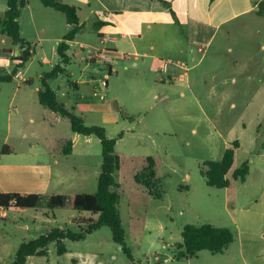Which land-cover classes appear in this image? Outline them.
<instances>
[{
	"label": "rangeland",
	"instance_id": "rangeland-1",
	"mask_svg": "<svg viewBox=\"0 0 264 264\" xmlns=\"http://www.w3.org/2000/svg\"><path fill=\"white\" fill-rule=\"evenodd\" d=\"M5 10L6 0H0V17ZM47 14L53 26L45 33L38 32L35 24L42 23ZM32 16L37 20L35 24ZM19 20L20 36L31 44L37 56L25 68L15 69L22 50L12 46L10 39L0 33V78L12 77L10 82H0V191L12 176L19 182L21 176L30 172L29 167L36 163L35 154L42 149L40 144L35 146L36 142L48 137L45 140L51 141L53 147L71 134L65 118L51 128L40 127L42 111H50L38 105L36 99L42 75L51 71V65L58 64L55 48L66 33L64 15L45 9L40 0H27ZM255 29V25L238 28L230 41V48L237 52L225 54L224 58L218 56L221 42L202 53L195 49L194 63L201 60L198 69L203 71L201 74L216 77L213 83L196 85L193 95L192 84V91L186 90L185 85L168 82L163 88L152 87L148 78L157 80L158 76L153 69L152 72L143 66L140 59L136 61L137 67H132V61L111 60V74L104 62L86 61L99 42L91 24H85L83 31L91 48L72 44L67 52L70 58L67 73H72L70 80L80 82L78 87H69L66 75H59L50 85L68 109L73 106L76 115L83 113L87 117L83 123L104 126L107 137L116 139L119 168L114 173L117 187L112 190L119 194L120 222L131 258L113 242L110 230L102 227L82 241L64 240V255H58L52 243L47 247L46 256L29 257L25 264H264V71L259 67L264 65V37L257 36ZM42 57L52 64H42ZM237 58L241 65L248 63L246 72L233 67ZM15 70L20 72L19 77L17 73L14 75ZM193 74L190 72V76ZM107 79L108 90L94 96L100 82ZM100 95L104 100L99 99ZM152 95L157 98L153 99ZM115 99L121 104L120 113L124 112L135 122L120 115L115 126L87 115L89 106L115 105ZM131 126L133 131L127 130ZM119 133L123 134L122 139L118 138ZM91 138L84 149L83 137H80L75 152L80 154L86 150L93 169L97 165L100 171L101 146L97 138ZM234 141L239 148L226 175L229 186L220 190L207 186L200 175L201 169H205L204 163L220 161L224 150ZM5 147L8 153H3ZM147 156L157 161L155 174L163 191L159 200L150 198L144 187L134 182V175L144 167ZM243 162L249 167L244 183L231 178L233 170ZM95 192L94 180L82 185L53 186L49 190V193L65 195ZM2 211L6 213L5 218L1 217ZM76 215L68 205L54 211L0 209V264H11L21 243L53 229L79 232L82 228ZM204 224L229 229L233 243L221 254L200 251L194 257L178 258L181 249L177 246L182 243L183 227Z\"/></svg>",
	"mask_w": 264,
	"mask_h": 264
},
{
	"label": "crops",
	"instance_id": "crops-1",
	"mask_svg": "<svg viewBox=\"0 0 264 264\" xmlns=\"http://www.w3.org/2000/svg\"><path fill=\"white\" fill-rule=\"evenodd\" d=\"M60 1L66 5L75 7L78 17V25L80 27V30L75 35L74 39L67 42L68 51L72 44H78V46L83 49L88 47L91 48V45L86 42L87 36L83 31L85 24L89 22L97 37L99 47H95L94 53L90 54L88 58L85 59L86 61H89L90 63H95L97 61L104 62L105 65L107 64L108 66V73L111 74V60L120 61L122 63L132 61V67H137L136 61L140 59L143 66L149 67L150 70L153 69L156 76H158L157 80H154V78H148V81H151L152 87L155 85V87L159 86L160 88H163L166 87L165 82H168L185 85L186 90L192 91V84L193 95L195 93L196 85L197 87H202L207 82L212 81L213 83L216 77L215 75L205 76V74H201L203 71L198 70L201 60L194 63L193 54L195 49L197 50V53H202L206 50L209 51L213 46H217L218 42H221L219 43V46H221L223 52L220 50L218 53L219 57L222 56L224 58L225 54L230 55L231 53H236L237 51L234 52V50L230 48V41L235 36L234 32L240 27L248 28V26L251 25L256 26L255 33L257 36L261 38L264 37V15H257V5L264 0ZM163 2L167 3L170 8L166 7ZM45 9L51 10L52 8ZM170 10H172L174 16L171 14ZM47 15L48 17H46L42 23H37V25L35 24L37 20H35L33 16L31 17V21L35 24L38 32L45 33V30H50V27L53 26L51 24V16H54V14L51 15L50 13L51 16L49 14ZM249 15L253 16L250 17ZM19 19L20 16L18 18V23L21 32ZM65 23V30L67 33L71 27L67 24L66 20ZM39 29L41 31H39ZM62 38L60 39V42ZM24 41L26 42V40ZM28 44L31 52L30 61L37 55L35 50L32 49L31 44ZM215 53L216 52H214V55ZM146 59L149 61L146 62ZM40 60L42 64H52L51 61L47 60L45 57H42ZM189 61H191L190 65H188ZM239 61H241L239 58L234 60L233 67L239 69V71L246 72V65L248 63L246 64L245 61V63H242L243 65H241ZM58 64H60L59 57ZM58 64L51 65L50 69L52 70L53 67ZM60 66L65 70V73L61 75H66L68 77L67 80H69V87L76 89L80 82L70 80L69 78L72 76V73H67L66 65ZM163 66H165V72L161 71ZM259 67L264 71V65H259ZM190 72H194L193 77L190 76ZM161 75H164L166 78H163ZM58 76L55 79L48 81V85L55 92L56 98L58 102H60L57 92L50 85L51 81L56 80ZM115 77L117 78V76ZM233 80L234 78H232V81ZM104 81L106 82L105 90H108L109 80L107 79ZM156 81L160 84H157ZM213 86L214 84L212 87ZM40 88L36 89V91L38 92ZM149 92H152V90H149ZM181 96L184 97V94L181 93ZM63 97L65 96L62 95V98ZM152 98L156 99L157 97L156 95H152ZM163 98H166V96ZM114 102L116 103L115 105L113 103L93 104L87 108L86 113L89 116H96L106 123H113L115 126H118L119 124L120 115L122 119L125 118L130 122H135L132 117H128L124 112L121 111L120 113L121 104L118 102V99H115ZM60 103H62L67 110L74 114L76 113L75 107L70 106L68 109V105L63 102ZM38 105L40 104L38 103ZM231 106H233L232 102ZM77 116L80 117L83 122H85V119L87 118L83 113H79ZM61 119L62 117L58 114L51 111L47 113L43 110L41 118L39 119L40 127L47 129L50 126L51 128L52 125L60 123ZM30 121L33 120L30 119ZM102 128L105 129L104 126ZM127 130L133 131V126L129 127ZM119 134H121V137L118 138L122 139L123 134ZM80 137H83L82 144L83 148L86 149V145L91 143V137L93 136H81L72 131L67 139H60V141L56 143V146H53L54 148L51 147V141L45 140L48 139V137H45L43 142H36L35 146H39L40 144L42 149L39 151L38 155L32 150V154H35L36 157V163L29 167L31 169L30 172L21 176L22 179L20 178L19 182L17 181V177L12 176L9 179L7 186H5V189H2L3 191H0V193H18L21 195L41 194L52 196L61 194L49 193L50 188L53 186L67 187L76 185V183L82 185V182H87L89 180H94L97 185V179L100 175L98 166L95 165L93 169L90 159L91 156L86 150L80 154H76L75 152V147ZM67 142L71 143V150L69 154H63V146H65ZM61 156L63 158H61ZM147 157H144V165ZM152 158L155 160L157 171V161L154 157ZM93 189L94 188L92 187L91 190ZM73 194L78 193H72L71 195ZM71 195L65 196L70 198Z\"/></svg>",
	"mask_w": 264,
	"mask_h": 264
},
{
	"label": "trees",
	"instance_id": "trees-1",
	"mask_svg": "<svg viewBox=\"0 0 264 264\" xmlns=\"http://www.w3.org/2000/svg\"><path fill=\"white\" fill-rule=\"evenodd\" d=\"M45 8H52L65 16L67 24L71 29L64 35L56 49L57 56L60 58V64L53 67L51 72L44 73L41 80V88L37 92L38 103L69 121L70 129L73 133L81 136H94L98 139L101 148V168L97 179L96 192L93 194H73L70 198L63 194L59 195H41L18 193H0V209H43L50 211L69 206L71 212L77 215L76 221L79 232L71 230L53 229L47 234L38 236L19 245L14 261L11 264H25L29 257H44L47 253L49 244L54 243L58 255H64L66 248L64 240L82 241L88 235L107 227L112 236L113 242L120 247L122 252L128 257L130 250L125 245V231L120 222L119 214V194L112 190L117 187L114 180V173L119 168V159L115 154V139L106 136L105 129L97 126H87L82 119L73 112L67 110L65 106L58 102L55 92L48 85V81L55 79L58 75L64 74L65 70L60 65H67L69 58L67 56V42L72 41L79 32L78 17L76 9L73 6L66 5L60 0H40ZM168 8L170 6L163 2ZM27 5V0H6V10L3 17H0V33L10 39L12 46L18 47L22 53L17 57L15 69H21L29 61L31 52L30 46L20 37L18 18L20 10ZM171 14L174 16V13ZM257 15H264V1L257 5ZM16 70L14 75L16 74ZM12 77H2L0 82H10ZM121 137V134L118 135ZM63 154H69L71 143L67 142L63 146ZM239 148L237 141H234L226 150H224L220 161H207L204 163L205 169H201V176L209 187L225 189L229 186V180L226 175L230 172L234 152ZM5 147L3 153H8ZM156 163L152 157L145 159V165L141 171L134 175V182L145 188L150 198L161 199L163 191L156 178ZM249 175L247 162H243L238 168L233 170L231 178L235 181L245 182ZM73 218V219H75ZM233 233L227 228H218L209 224L196 227L186 225L181 232L182 243L177 246L181 249L177 254L178 258L194 257L200 251H208L211 254H221L233 243Z\"/></svg>",
	"mask_w": 264,
	"mask_h": 264
},
{
	"label": "built area",
	"instance_id": "built-area-1",
	"mask_svg": "<svg viewBox=\"0 0 264 264\" xmlns=\"http://www.w3.org/2000/svg\"><path fill=\"white\" fill-rule=\"evenodd\" d=\"M161 71H163V72H165V66H163V68L161 69ZM19 75H20V73H17V77H19ZM106 89V82L103 80V81H101L100 82V86H99V88L93 93V95L94 96H97V92H102V91H104ZM100 98L99 99H101V100H103V95H100L99 96ZM1 217L2 218H5L6 217V213H5V211H2L1 212Z\"/></svg>",
	"mask_w": 264,
	"mask_h": 264
}]
</instances>
